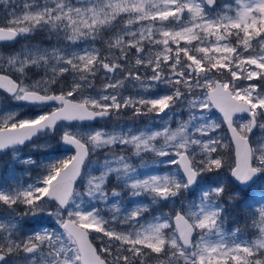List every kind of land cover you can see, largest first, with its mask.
Here are the masks:
<instances>
[{
    "label": "snow or ice",
    "instance_id": "obj_1",
    "mask_svg": "<svg viewBox=\"0 0 264 264\" xmlns=\"http://www.w3.org/2000/svg\"><path fill=\"white\" fill-rule=\"evenodd\" d=\"M20 40L0 90L39 114L0 109V155L40 172L0 181V264H264V0H0Z\"/></svg>",
    "mask_w": 264,
    "mask_h": 264
},
{
    "label": "rangeland",
    "instance_id": "obj_2",
    "mask_svg": "<svg viewBox=\"0 0 264 264\" xmlns=\"http://www.w3.org/2000/svg\"><path fill=\"white\" fill-rule=\"evenodd\" d=\"M35 35H36L38 40L34 39ZM30 42L34 43V44L39 43V44L48 46L49 44L53 43L54 41H50L47 38L46 33L40 32V33L33 34V36L30 38ZM24 43H25L24 40H20L18 43L14 44V45L0 47V52L7 53L8 51L17 50ZM34 78L39 79V76H36ZM129 91H131V89H129ZM16 104H17V102L11 100L9 97L7 98V96L0 93V109L18 110L23 115L39 114V110H37L36 108H31V107H27V106L17 107ZM213 115L216 116V114L214 112H213ZM146 123L147 122L144 120L133 122V121L127 119V117L125 116V118L119 123H117L115 121H102L101 123H95L91 126L93 128L103 127V128L110 130L114 126L119 127L120 124H123L125 127L132 126L134 128H139V127L144 126ZM173 126H175V125H173ZM222 134H224V133H222ZM257 134H259L258 131H257ZM58 137H59V133H58L56 138H52V139L40 138L39 140L36 141V143H40V144L48 143L51 145V147L46 148V149H43V148L42 149H34L31 145H29V146L22 148L21 156H23V157L32 156L34 159H36L39 162V161H46L47 157L50 155L60 156V155L68 154L60 148V145H58L56 143V140L58 139ZM98 155H99V157L102 158L104 153L101 152ZM13 170H14L15 178L18 180H22L25 184L30 183V182H32V180L36 179L38 173L40 172L39 168H29L26 170L23 166L14 163L11 160V154L10 153L8 155L0 156V181L7 180L9 178L10 173ZM221 175L225 178L224 182L228 183L227 173L224 172V173H221ZM232 187H233V185H229V190H231ZM129 207H131V205H129ZM22 210H23L22 207L20 209H18V211H22ZM160 211H167V208L166 207L161 208ZM7 214H8V209L6 207H0V217H6ZM239 215L240 214L238 211L230 209L229 213H228V223H226L225 227L230 229V228H234L237 226H242L244 223L242 219L239 220V223H236ZM41 223H43L45 226H49V227L54 225V221L47 219V218L33 219L31 217H25L24 223H23L24 231L25 232H31L33 227H38Z\"/></svg>",
    "mask_w": 264,
    "mask_h": 264
},
{
    "label": "water",
    "instance_id": "obj_3",
    "mask_svg": "<svg viewBox=\"0 0 264 264\" xmlns=\"http://www.w3.org/2000/svg\"><path fill=\"white\" fill-rule=\"evenodd\" d=\"M0 91H2V90H0ZM2 92H3V91H2ZM3 93H4V92H3ZM217 115H218V114H217ZM96 122H101V121H94V122H91V125L94 124V123H96ZM225 131H226V128H225ZM60 148H61L62 150H64L63 147L60 146Z\"/></svg>",
    "mask_w": 264,
    "mask_h": 264
},
{
    "label": "trees",
    "instance_id": "obj_4",
    "mask_svg": "<svg viewBox=\"0 0 264 264\" xmlns=\"http://www.w3.org/2000/svg\"><path fill=\"white\" fill-rule=\"evenodd\" d=\"M34 39H35V40H38L37 37H36V35L34 36ZM223 133H225V132H223Z\"/></svg>",
    "mask_w": 264,
    "mask_h": 264
},
{
    "label": "flooded vegetation",
    "instance_id": "obj_5",
    "mask_svg": "<svg viewBox=\"0 0 264 264\" xmlns=\"http://www.w3.org/2000/svg\"><path fill=\"white\" fill-rule=\"evenodd\" d=\"M8 98V97H7ZM17 105V104H16Z\"/></svg>",
    "mask_w": 264,
    "mask_h": 264
}]
</instances>
